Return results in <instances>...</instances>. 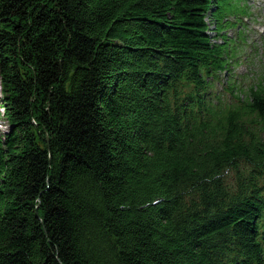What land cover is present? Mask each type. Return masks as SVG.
Wrapping results in <instances>:
<instances>
[{"label":"trees","instance_id":"trees-1","mask_svg":"<svg viewBox=\"0 0 264 264\" xmlns=\"http://www.w3.org/2000/svg\"><path fill=\"white\" fill-rule=\"evenodd\" d=\"M231 3L0 0V264H264V84L220 92L206 33Z\"/></svg>","mask_w":264,"mask_h":264},{"label":"rangeland","instance_id":"rangeland-1","mask_svg":"<svg viewBox=\"0 0 264 264\" xmlns=\"http://www.w3.org/2000/svg\"><path fill=\"white\" fill-rule=\"evenodd\" d=\"M241 3L245 14L250 13L248 5L251 7L254 18L251 20L240 18L239 30L227 25L224 33L227 37V43L231 39L240 42L237 49L235 48L236 59L234 58V61L231 62L230 71L222 76L217 89L230 97L228 94L229 88H231L230 83L235 82L236 86L234 88L240 92V97L243 98L249 92L250 87L256 89L259 83L264 84V0H247V2L242 0ZM244 24L247 25L246 28H244ZM240 30L243 33L242 36ZM212 34L215 35L213 31ZM230 49L233 50V48ZM2 96L0 83V100ZM0 113V126H7L1 108Z\"/></svg>","mask_w":264,"mask_h":264},{"label":"bare ground","instance_id":"bare-ground-1","mask_svg":"<svg viewBox=\"0 0 264 264\" xmlns=\"http://www.w3.org/2000/svg\"><path fill=\"white\" fill-rule=\"evenodd\" d=\"M3 113V112H2ZM10 127L9 123L7 122V126H0L1 130H5V132L8 131V128Z\"/></svg>","mask_w":264,"mask_h":264}]
</instances>
